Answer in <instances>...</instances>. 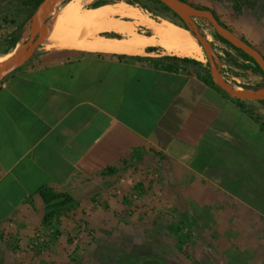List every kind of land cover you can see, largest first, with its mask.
<instances>
[{
  "label": "crops",
  "instance_id": "0c3cea01",
  "mask_svg": "<svg viewBox=\"0 0 264 264\" xmlns=\"http://www.w3.org/2000/svg\"><path fill=\"white\" fill-rule=\"evenodd\" d=\"M198 74L170 71L150 52L36 53L0 83V201L12 204L5 218L30 227L46 208L38 192L44 185L69 196L70 209L94 214L98 200L112 203L113 188H122L124 199L129 173L134 190L152 182L186 189L192 174L207 178L209 160L221 151L242 160L223 116L235 113L230 125H240L247 139L254 123L243 101Z\"/></svg>",
  "mask_w": 264,
  "mask_h": 264
},
{
  "label": "rangeland",
  "instance_id": "374dc122",
  "mask_svg": "<svg viewBox=\"0 0 264 264\" xmlns=\"http://www.w3.org/2000/svg\"><path fill=\"white\" fill-rule=\"evenodd\" d=\"M25 1L0 0V57L14 51L8 36L37 9ZM95 1L91 0L90 5ZM125 1L142 6L156 18L181 23L152 0ZM192 1L213 7L224 22L264 54V0ZM258 6L262 13L256 17L253 12ZM195 21L217 43L220 71L229 84L252 89L264 82L260 74L230 60L225 50L247 63L236 50L216 40L208 20ZM152 49L160 64L179 62L182 68L213 79L207 57L199 66L165 58L175 54H167L161 47ZM241 106L254 123L247 139H242L237 130L240 125H230L232 115L234 120L237 117L235 113L226 109L223 117L227 119L224 127L233 126L235 144L241 145L236 153L242 155V160L222 155L221 151L209 160L206 179L192 174L190 188L152 182L145 188L138 184L134 190V175L129 173L125 176L129 187L124 199L120 197L122 188L115 187L112 203L98 200L93 204L94 214L81 206L70 209L68 203L47 202L41 214L30 221L31 228L27 220L15 225L16 221L5 218V210L12 204L0 201V264H264V103L244 99ZM226 146L223 148L227 151ZM173 192L176 202L169 203L167 197ZM42 207L45 205L37 209Z\"/></svg>",
  "mask_w": 264,
  "mask_h": 264
},
{
  "label": "bare ground",
  "instance_id": "6f19581e",
  "mask_svg": "<svg viewBox=\"0 0 264 264\" xmlns=\"http://www.w3.org/2000/svg\"><path fill=\"white\" fill-rule=\"evenodd\" d=\"M90 3L91 0H68L64 4L58 24L45 40L47 49L140 55L153 54L152 50H148L150 47H161L167 54L206 60L195 34L182 25L156 18L137 4L125 0L99 6ZM143 27L150 33H146ZM31 29V24L26 25L14 52L7 53L6 57L22 49ZM203 32L214 42L207 29Z\"/></svg>",
  "mask_w": 264,
  "mask_h": 264
},
{
  "label": "water",
  "instance_id": "95a60500",
  "mask_svg": "<svg viewBox=\"0 0 264 264\" xmlns=\"http://www.w3.org/2000/svg\"><path fill=\"white\" fill-rule=\"evenodd\" d=\"M67 1L68 0L41 1L30 20L29 24L32 26L31 33L28 39L24 41L22 49L15 52L14 55L0 57V83L18 67L24 65L36 53L47 49L45 40L58 24L64 4ZM160 1L175 12L186 26L183 25V23H175L182 25L195 34L199 44L202 46L205 56L209 60V68L212 72L213 80L220 88L232 97L257 101L264 100V88L258 90L254 88H238L232 86L225 80L220 71L219 55L216 53L213 43L196 23L195 18H205L208 20L219 35L230 41L235 47L245 51L254 59L255 64H259L264 72V54L259 49L221 23L210 8L195 6L186 0ZM138 6L143 9L142 6Z\"/></svg>",
  "mask_w": 264,
  "mask_h": 264
},
{
  "label": "trees",
  "instance_id": "16d2710c",
  "mask_svg": "<svg viewBox=\"0 0 264 264\" xmlns=\"http://www.w3.org/2000/svg\"><path fill=\"white\" fill-rule=\"evenodd\" d=\"M42 0H26V4H29V5H33L35 8H37L39 6V4L41 3ZM154 3L160 5L163 10L165 11H171L174 15V17L176 18H179V16L173 12L167 5H165L164 3H162L160 0H152ZM235 2H240V0H234ZM108 2L107 0H97L93 3L92 6H99L103 3H106ZM193 5L195 6H199V7H205V8H208L207 6H203L201 5L200 3H192ZM144 6V5H143ZM262 13V7L261 6H258L255 10V15L257 17H259ZM32 18V15H30L27 19H25L16 29V31H14L13 33H11L8 38L10 39V47H13V46H16L17 43L19 42V40L21 39L22 35H23V31H24V28L26 27L27 24L30 23V20ZM183 25H185L183 23ZM186 26V25H185ZM214 35L216 38L220 39L221 41L225 42L226 44L230 45L233 49H235L239 55H241L242 57L248 59L250 61V63H242L240 62L236 57H234L232 55V53L228 50H225V52L229 55L230 57V60L232 62H234L235 64H238L240 66H246V67H251V69L255 72V73H258L260 74L263 79H264V72L263 70L261 69V67L259 66V64H255L254 63V59L249 56L245 51L235 47L230 41L226 40L225 38H223L221 35H219L216 31L214 32ZM248 41V40H247ZM251 43V42H250ZM165 58H173V59H176L177 61H180V62H189V63H193L195 65H199V66H203V62L198 60V59H195V58H192V57H187V56H178V55H166L164 56ZM164 68L170 70V71H178L180 68H181V65L179 62H176V63H164V64H161ZM200 77L203 78V80H205L206 83L212 85L213 87H215L216 89H218L219 91H221L226 97L228 98H231V99H234V100H237V101H244V99H240V98H236V97H232L230 96L228 93H226L222 88H220L215 82L214 80L211 78V77H208V76H205V75H200L198 74ZM254 89L258 90V89H261V88H264V82L262 83H257L254 85L253 87ZM260 102H263L264 103V100H259ZM244 110V109H243ZM39 194L40 196L43 198L44 201L46 202H55L56 201V204L57 202H59L60 205L62 204H66L68 202L71 201V198L69 196H67L65 193H62V192H57L53 187L51 186H41L39 188Z\"/></svg>",
  "mask_w": 264,
  "mask_h": 264
},
{
  "label": "flooded vegetation",
  "instance_id": "af4514ba",
  "mask_svg": "<svg viewBox=\"0 0 264 264\" xmlns=\"http://www.w3.org/2000/svg\"><path fill=\"white\" fill-rule=\"evenodd\" d=\"M186 1H188V2H190L191 4L192 3H198V2H196V1H192V0H186ZM201 5H203V4H201ZM203 6H207V5H203ZM208 8H210L213 12H214V14L216 15V17L218 18V20L221 22V23H223L224 25H226L228 28H230L231 30H233L235 33H237L233 28H231V26H229L226 22H224V20H222V18L219 16V13L213 8V7H208ZM256 10V9H255ZM255 10H254V12H253V14H254V16H256L255 15ZM257 17V16H256ZM179 20H180V22L181 23H183V21L181 20V18L179 17L178 18ZM215 32V31H214ZM214 34V33H213ZM238 35H240L241 36V34H239V33H237ZM107 35H115V36H118V34H116V33H108ZM214 37H215V35H214ZM242 38H244L243 36H241ZM216 38V37H215ZM245 40H247L246 38H244ZM216 40L217 41H220V42H222V43H224L225 45H227V46H229V47H231L230 45H228V44H226L225 42H223V41H221L220 39H218V38H216ZM248 42L250 43V41L248 40ZM213 43V45H214V47H215V45L217 44V43H215V41L214 42H212ZM252 44V43H251ZM253 45V44H252ZM254 46V45H253ZM153 47H150L148 50L149 51H151V50H153L152 49ZM232 48V47H231ZM258 49V48H257ZM235 50V49H234ZM216 51V50H215ZM201 61V60H200ZM245 61L247 62V63H250V61L248 60V59H246L245 58ZM208 68H209V61H208ZM250 69H251V67H249ZM210 69V68H209Z\"/></svg>",
  "mask_w": 264,
  "mask_h": 264
}]
</instances>
